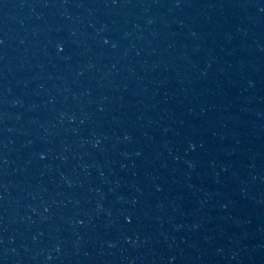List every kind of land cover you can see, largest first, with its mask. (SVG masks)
<instances>
[{
    "label": "water",
    "instance_id": "water-1",
    "mask_svg": "<svg viewBox=\"0 0 264 264\" xmlns=\"http://www.w3.org/2000/svg\"><path fill=\"white\" fill-rule=\"evenodd\" d=\"M0 264H264V0H0Z\"/></svg>",
    "mask_w": 264,
    "mask_h": 264
}]
</instances>
